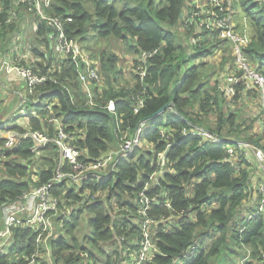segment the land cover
I'll return each instance as SVG.
<instances>
[{"label":"trees","instance_id":"1","mask_svg":"<svg viewBox=\"0 0 264 264\" xmlns=\"http://www.w3.org/2000/svg\"><path fill=\"white\" fill-rule=\"evenodd\" d=\"M86 2L93 4V13ZM235 2L255 26V34L245 51L250 62L264 74V4L258 0ZM192 8L193 4L188 0H52L50 12L63 16L64 28L69 35L81 36L94 29L98 38H119L126 49L135 54L141 49L158 47V53L150 58L145 77L140 80L134 74L135 83L127 93L118 84L120 72L115 68L116 56L105 49L98 51L99 66L106 84L103 83L101 94L96 93L95 100L103 105L108 99H114L117 106L114 114L105 108L78 107L85 99L77 84L59 78L68 83L73 96V103L66 94L60 97L61 101L66 99L62 108L64 122L69 130L83 129L84 137L78 138L76 145L87 151V157L97 158L109 148L116 147L124 131H131L140 120H149L152 130L146 134V141L151 146L136 149L100 180L83 182L81 192L85 194L67 191V197L74 202L84 200L71 211L70 220L64 219L65 235L50 242L54 264H71L74 255L69 249L87 251L96 264H120L123 255L119 251L113 257L105 255L101 242L111 246L118 244V235L126 226H129L128 234L134 232L139 236V222H136V217H139L138 193L149 175L155 173L146 193L154 198L148 216L154 220L152 227L157 231L154 238L159 253L144 264H172L191 244L195 245L194 252L183 257L178 264H238L243 254L234 251L235 245L240 250L243 246L250 251L249 260L245 259L243 264L264 262V210L239 226L245 214L252 211L250 203L255 195L251 176L257 166L247 162L246 155L241 153L236 170L226 160L228 155L224 144L199 143L196 136L178 133L190 124L198 125L223 138L251 142L263 149V138L250 132L252 126L249 124L243 126L239 113L231 109L222 110L224 94L214 81H210L207 63L193 62L211 55L213 47L223 40H219L214 31L195 32L192 29L197 34L186 36L185 45L182 43L181 36H185L178 28H184V19ZM14 11L25 12L16 0H0V19ZM44 27L42 22L37 23L36 34L42 35ZM17 29L16 21L0 27V49L5 48ZM36 34L32 45L48 42ZM40 54L44 55L34 49V55ZM187 63L189 66L185 65ZM244 87L237 88L235 100ZM56 90L58 86L51 81L35 88L37 92L51 91L41 94L48 97H55ZM136 95L144 97V106L133 114L131 104ZM166 103H171L177 114L163 109ZM210 113L215 115L212 124L208 121ZM44 125L45 122L31 116V128L41 129ZM163 125H171L178 132L174 144L157 165L156 153L163 151L166 145L159 137V128ZM30 144V139L23 141L0 163V204L15 197L31 182L27 177L31 162ZM46 149L52 152L44 157L39 181L47 179L53 170L55 148L48 144ZM97 192L100 194L95 195ZM166 200L170 208L165 205ZM83 214L87 215L90 228V233L84 236L85 244H81L75 234ZM34 246L35 234L31 230L15 229L8 251L0 252V264H18L20 259L16 256L30 253Z\"/></svg>","mask_w":264,"mask_h":264},{"label":"built area","instance_id":"2","mask_svg":"<svg viewBox=\"0 0 264 264\" xmlns=\"http://www.w3.org/2000/svg\"><path fill=\"white\" fill-rule=\"evenodd\" d=\"M258 1L264 4V0ZM18 3L25 13L20 14V11H14L6 18L0 19V27L12 21L18 23V29L12 33L5 48L0 49V91L7 90V85L12 84L13 80L10 75L15 73L26 84L23 90H14L16 98L21 97L16 108L24 106V103L29 108L24 106L11 123L5 124L0 118V163L2 164L7 159V154L17 149L23 141L30 139L31 144L28 149L31 152L29 157L31 162L27 177L32 183L30 182L26 189L12 199L0 204V252L8 251L15 229L27 228L35 234V246L30 253L16 256V259H20L18 264H54L50 242L65 235L64 219L70 216L71 211L79 207L84 200L74 202L71 197H67V191L72 190L75 194H85L84 191L81 192L83 182L100 180L111 173L121 159L141 147L143 144L141 126L145 121L140 120L131 134L124 132L118 139L116 147L109 148L97 158L87 157V151L76 145V140L84 137V131L67 128L64 122L65 113L62 110L66 99L61 101L60 97L66 94L69 101L73 103L71 87L66 82H75L78 91L85 99L84 103L78 107L105 108L112 114L116 112L117 106L114 99H108L103 105L95 100L96 93H102L104 83L98 55H93L80 45L78 36H72L66 32L63 16L50 12L52 0H16V4ZM209 3L211 6L209 9L192 8L184 19V25H191L195 32L214 31L219 40L230 42L232 67L225 73L224 82L218 89L223 94L233 97L241 85L249 84L253 88L257 103V129L264 139V74L247 57L245 49L250 37L235 29V22L232 18V7L235 5V0H209ZM21 19L29 20L33 36L36 34L37 23L42 22L45 26L43 33L36 35L39 39H48V42L42 45L38 43L32 45L24 26L18 22ZM243 19L245 20V17ZM36 48L44 55H34ZM157 53L158 47L138 51L132 67L140 80L147 74L150 58ZM61 77L66 82H62L59 79ZM48 81L58 86L55 97L41 96L51 91H35L37 86ZM142 93L145 96L144 87ZM143 106L144 97L134 96L131 104L133 114L138 113ZM166 108L177 114L171 103H168ZM38 112L42 114V118ZM32 115L45 122L41 129L30 127ZM177 132L178 130L176 131L171 125H163L159 128V137L166 142V145L163 151L156 153L157 165L161 164L166 151L174 144ZM178 133L196 136L199 138V143L209 141L224 144L228 155L226 160L231 162L236 170L239 168L237 158L243 153L246 155L247 162H253L258 167L260 163L263 164L264 171V151L251 142L226 139L192 124L183 127ZM48 144H53L55 148L53 170L47 179L39 181V170L42 165L41 168L37 165L52 152L47 151ZM156 174L149 175L148 181L138 193L137 214L139 217L137 216L136 219L139 222V238L135 246L125 253L120 264H144L145 261L151 260L155 254L159 253L154 238L157 231L152 227L154 220L148 216V210L154 198L146 193V189L152 184ZM253 194L255 199L250 203L252 211L246 214L243 222L264 210V175L254 182ZM165 205L170 208L169 201L166 200ZM242 225L241 222L239 226ZM194 250L195 245H189L180 256L173 260L172 264L180 263L183 257L193 253ZM69 252L74 255V261L71 264H96L87 251L69 249ZM249 257L250 251L246 249L238 264H243V261L249 260Z\"/></svg>","mask_w":264,"mask_h":264},{"label":"rangeland","instance_id":"3","mask_svg":"<svg viewBox=\"0 0 264 264\" xmlns=\"http://www.w3.org/2000/svg\"><path fill=\"white\" fill-rule=\"evenodd\" d=\"M188 3H192L193 8L197 9V10L209 9L211 7L209 0H188ZM233 4H234V2H233ZM237 5L238 4L235 2L234 7H232V9H233V17L232 18H233V21L235 22V29H236V31H238L240 33H245L247 35L248 34L250 35L252 32L255 31V26L252 23H250L251 26L249 25V23H248L249 18L246 17L245 14H243V12L238 8ZM86 6L89 9V11L91 13H93V10H94L93 4L86 2ZM117 6L119 7V5H117ZM22 13H25V12H20V14H22ZM29 17L32 19V17L30 15H29ZM244 17H245V20L243 19ZM243 21H245V23ZM18 22L20 25L24 26V30L30 38L29 42H33V31L31 30L29 20L21 19V20H18ZM187 29H190L188 33L186 32ZM178 30L180 33H182L185 36V37L181 36L182 37V43L184 45H185V41H186V36L189 38V35H191V37H193L194 35L197 34L192 30L191 25H188V24L185 25L184 28L180 26L178 28ZM191 31H192V33H191ZM191 40L194 41L193 38H191ZM78 42L80 43V45H82L84 48H86L88 51H90L93 55H98V51L102 50V49H105L107 52L114 54L116 56L115 68L118 69L120 72V78H119L118 84L123 87L124 92L127 93V92L131 91V87L135 83V76H134L135 70L132 67V64H133V61L136 59L137 54L129 52L126 49V47L123 45V43L120 41L119 38L112 37V36H107L105 38H98L95 34L94 29H89L88 31L84 32L81 36H78ZM224 42L225 41H223V43H221V45H219V47L222 46L221 47L222 53L224 54L225 46H226L227 52L230 53L229 44L224 43ZM226 42H228V41H226ZM227 57L230 58V55H227ZM197 61H199V59H196L193 62H197ZM213 62L216 63V60L213 59L207 63L209 68H210L209 72H211V76L209 78L211 81L214 80L213 77L216 75L217 71L222 68L221 66H216L215 64H213ZM185 65L187 66L188 63ZM182 70H184V69L182 68ZM17 77H19V76H16L15 78L18 79ZM102 79H103V82L106 84V82L104 81L105 78H102ZM14 82H15V80H13L11 85L10 84L7 85V90H1L0 91V118L2 120H4L5 124L11 123L13 118L21 112V110L23 109L24 106L29 108V106L24 103V106H21L19 108H15L14 110H12L14 107L15 101H16V96L14 94V90L22 89L21 83L15 84ZM23 88H26L25 83H24ZM214 91H216V89ZM254 97H256V95H254ZM230 103H232L233 105L232 106H230V105L225 106L226 103L223 102V104H224L223 110L225 111L226 109L228 110V109L234 108V112L239 113V115H238L239 121L242 122L244 124V126H246L248 124L250 126H252V130L249 129V130H251L250 132H254L256 134H259L258 129H257V112H256L257 103H255V101H254L253 105H247V104L243 103V101H240L239 99L235 100V96L232 97V99H230ZM213 113H210L208 115L209 120L206 118L210 124H212V122H214V120H215V115ZM164 119H165V115H164ZM236 121L238 122V119H236ZM141 129H142L141 140H142L143 144L141 145V147L138 148V150H141L140 148H148L149 147V144L146 141V134L150 130H152L151 122L149 120H145L144 124L141 126ZM132 131H133V129L131 131H129L127 129L124 132H126L127 134H131ZM261 144L263 145V151H264V140L261 142ZM136 154H138V152ZM42 164H43V161H40L37 166L40 167ZM262 166H263V164L260 163L259 167L254 168L253 174L262 176L264 174ZM98 194H100V193L99 192L95 193V195H98ZM104 195L105 194H102V196H104ZM245 216H246V214H245ZM65 220H70V216H68ZM136 222H137V219H136ZM243 223L244 222L242 221V224ZM78 224L79 225L75 231V234L77 236L78 241L81 244H85L84 243V238H85L84 236H86L87 234L90 233V228H89V225L87 223V215L86 214H83L79 218ZM128 230H129V226H126L125 229H122L120 235H118V239H117L118 244L116 242V245H114V246H111L110 243L101 242V247H102V250L104 251L105 255L108 254L111 257H113V255L116 256L117 251H119L124 257L125 253L130 248H133L132 246L134 244H136L139 236H137V235L135 236L134 232L128 234L127 233ZM114 234H115V232H114ZM116 238H117V236H116ZM130 244H132V245H130ZM122 246H124L123 249H122ZM234 251H236V245L234 246ZM120 263H121V261H120Z\"/></svg>","mask_w":264,"mask_h":264},{"label":"crops","instance_id":"4","mask_svg":"<svg viewBox=\"0 0 264 264\" xmlns=\"http://www.w3.org/2000/svg\"><path fill=\"white\" fill-rule=\"evenodd\" d=\"M238 6V8L241 10V8H240V6H239V4L237 5ZM237 8V9H238ZM242 11V10H241ZM243 12V11H242ZM241 14V13H240ZM243 14H245L244 12H243ZM20 15V14H19ZM245 16L247 17V15L245 14ZM244 23H245V21H243ZM248 23H249V25H250V23H252L250 20L248 21ZM251 26V25H250ZM254 34H255V31L254 32H252L250 35L248 34V36L250 37V39L254 36ZM223 43V42H222ZM224 43H228L229 44V49H230V53L229 52H227V50H226V46H225V48H224V54L222 53V51H221V47L222 46H220L219 47V45H221V42H217V45L215 46V47H213V51H212V53H211V55H208L207 57H204V58H200V60L199 61H203V62H206V63H208L209 61H211V60H216V63L215 62H213V64H215L216 66H221L222 68L220 69V70H218L217 71V73H216V75L213 77V81H214V83H216L217 84V87L219 88V86H220V84H222L223 82H224V76H225V73L232 67V65H231V60H232V56H231V45H230V43L229 42H224ZM227 55H230V58L229 57H227ZM189 64L190 63H188V66H189ZM208 65V64H207ZM223 69V70H222ZM17 75L14 73V74H12V75H10V78L12 79V80H15V84L17 83H21V85H22V89H16L17 91H20V90H23L24 88V81H23V79L21 78V77H17L18 79H16L15 77H16ZM211 81V80H210ZM15 90V91H16ZM239 94V100L240 101H243V103H245V104H247V105H253V103H254V101H255V103H256V97H254V95H256L255 94V91L253 90V88H251V86L249 85V84H247L244 88H242V91L241 92H239L238 93ZM230 99H232V97H230L229 95H223V102H225L226 103V105L225 106H228V105H230V106H232L233 104L232 103H230ZM254 100V101H253ZM223 106H224V104H223ZM254 108V107H253ZM232 109V108H231ZM222 110H223V108H222ZM233 110V112H234V108L232 109ZM225 111H227V109L225 110ZM244 126V125H243ZM247 126V125H246ZM247 131H249V130H247ZM262 140H264V139H262ZM263 150V149H262ZM258 167V166H257ZM264 172V171H263ZM264 175V174H263ZM263 175L262 176H259V175H254L253 174V177L251 176V181L253 180L254 182H256V180L257 179H259L260 177H263ZM260 180V179H259ZM244 215V214H243ZM241 247V250L236 246V251L237 252H242V254H243V256H244V252H245V247H243V246H240ZM239 263V262H238ZM262 264H264V262L262 263Z\"/></svg>","mask_w":264,"mask_h":264},{"label":"water","instance_id":"5","mask_svg":"<svg viewBox=\"0 0 264 264\" xmlns=\"http://www.w3.org/2000/svg\"><path fill=\"white\" fill-rule=\"evenodd\" d=\"M182 15V13H180V16ZM20 101H21V97L20 96H18L17 98H16V101H15V104H14V107H13V109L12 110H14L17 106H18V104L20 103ZM167 105H168V103H166L164 106H163V109H165L166 107H167ZM162 109V110H163ZM166 153H167V151H166ZM166 153H165V155H166Z\"/></svg>","mask_w":264,"mask_h":264}]
</instances>
